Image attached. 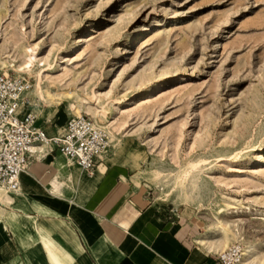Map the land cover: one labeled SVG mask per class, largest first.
<instances>
[{"label": "rangeland", "instance_id": "obj_1", "mask_svg": "<svg viewBox=\"0 0 264 264\" xmlns=\"http://www.w3.org/2000/svg\"><path fill=\"white\" fill-rule=\"evenodd\" d=\"M34 48L39 126L89 116L108 127L101 164L201 245L225 224L240 241L217 254L264 249V0H0V74L33 83L12 66Z\"/></svg>", "mask_w": 264, "mask_h": 264}, {"label": "crops", "instance_id": "obj_2", "mask_svg": "<svg viewBox=\"0 0 264 264\" xmlns=\"http://www.w3.org/2000/svg\"><path fill=\"white\" fill-rule=\"evenodd\" d=\"M130 174L99 163L91 177L49 147L32 155L20 181L35 205L0 202V264H219L217 252L140 195Z\"/></svg>", "mask_w": 264, "mask_h": 264}, {"label": "built area", "instance_id": "obj_3", "mask_svg": "<svg viewBox=\"0 0 264 264\" xmlns=\"http://www.w3.org/2000/svg\"><path fill=\"white\" fill-rule=\"evenodd\" d=\"M29 89L25 80L0 75V185L12 191L20 189V178L31 163L30 146L49 142L66 160L94 174L101 155L109 149L108 134L89 116L70 119L56 136L49 137L44 128L35 125L23 95ZM22 106L27 110L22 113ZM242 250L234 246L217 256L219 264H240Z\"/></svg>", "mask_w": 264, "mask_h": 264}, {"label": "bare ground", "instance_id": "obj_4", "mask_svg": "<svg viewBox=\"0 0 264 264\" xmlns=\"http://www.w3.org/2000/svg\"><path fill=\"white\" fill-rule=\"evenodd\" d=\"M37 61H38V56H37V52L35 51V48H34L30 53H28L26 55V59L21 64L12 66L13 71L15 73H17V75L28 76L33 80V83L29 80H27V81L25 80L29 85V89L23 95V98L25 101H27V103H28V100H27V98H25V94L27 96H30L31 98H34V99H41V98L43 99L46 96L47 97L51 96L47 91H44L42 88L43 74H42V71H37L35 69ZM0 75H4V74H0ZM26 111L27 110L22 106L21 112L24 113ZM30 111L36 117L35 125L40 127L37 124L38 117L36 116V114L31 109H30ZM91 115L93 116V119L96 122H98V118L100 117L99 114L98 113H91ZM99 128L101 129L102 127H99ZM107 128L108 127L104 126L102 128V130L104 129V131L106 132ZM61 131H59V132H61ZM44 147H49L50 152L53 149V147L51 146V144L49 142H46V141L36 142L30 146L31 155H35V154H37V152H42L44 150ZM107 153H108V150L101 155L100 163H101L102 157ZM67 161L72 162L75 165H77L75 162H73L71 160H67ZM83 171H85V170H83ZM86 173L91 177H93L95 175V173L94 174H90L88 172H86ZM30 197L34 199L33 202L31 201V199L27 195H24L22 188H21V181H20V189L17 191H12V190L8 189L7 187L0 185V202L1 203L6 202L7 204H12L17 199H19V200L24 199L28 203H30L31 205H35V194H30ZM220 230L226 235L225 242L223 244H221L220 246L211 245L209 250H212L213 252H217V250H219L220 248L229 247L230 244H233L236 241H240L237 238V236L232 232L231 228H229L227 225L221 224ZM241 245L240 244L232 245L230 248H228V250H229L234 246H238L242 250V258H241L240 264H249V261L251 260L252 256H254V254L261 253V251H262V253L264 252V249L258 250L256 248L247 247V246H244L245 248H243V244H241ZM228 250H226V251H228ZM226 251H224V252H226ZM224 252H221L218 255H221Z\"/></svg>", "mask_w": 264, "mask_h": 264}]
</instances>
